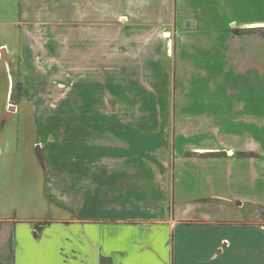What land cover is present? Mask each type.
Wrapping results in <instances>:
<instances>
[{
  "label": "crops",
  "instance_id": "1",
  "mask_svg": "<svg viewBox=\"0 0 264 264\" xmlns=\"http://www.w3.org/2000/svg\"><path fill=\"white\" fill-rule=\"evenodd\" d=\"M16 1L0 128L29 107L45 179L0 187V264L264 263V0Z\"/></svg>",
  "mask_w": 264,
  "mask_h": 264
},
{
  "label": "rangeland",
  "instance_id": "2",
  "mask_svg": "<svg viewBox=\"0 0 264 264\" xmlns=\"http://www.w3.org/2000/svg\"><path fill=\"white\" fill-rule=\"evenodd\" d=\"M16 3V0H0V46L2 44L6 45L0 47V50L7 48L12 52L17 50V44L21 37L12 25L13 23H11L15 19L13 12ZM19 72L18 60L9 57L6 61L0 54V124L6 118L5 115L8 112L11 114L16 111V107H7V104L15 105L20 98L22 83L20 82L21 75ZM8 88L10 90L12 88L13 91L12 94L10 91L11 95L7 98ZM19 114L8 121L5 128H0V187L7 184L10 186L17 185L20 187L19 191L22 189L28 190L27 194L32 195L35 193L33 189L42 185L45 179L44 166L37 157V145L33 143V139L38 138L36 133L38 121L35 120L29 107H20ZM38 114L43 120L50 118L64 119L63 107H42ZM19 118L21 121H19ZM47 130L49 131V129ZM55 133L58 148H60L58 150H63L64 128H56ZM6 191L2 194H7ZM19 191L16 195L10 197H14V200L19 201L20 198H23L22 194H24ZM260 214H264V211H261ZM256 226L264 227V221ZM260 232L257 235H251L247 242L249 244L255 243V246L258 247L262 244L264 246V230H260Z\"/></svg>",
  "mask_w": 264,
  "mask_h": 264
},
{
  "label": "trees",
  "instance_id": "3",
  "mask_svg": "<svg viewBox=\"0 0 264 264\" xmlns=\"http://www.w3.org/2000/svg\"><path fill=\"white\" fill-rule=\"evenodd\" d=\"M264 34V33H263ZM103 264H106V263H103Z\"/></svg>",
  "mask_w": 264,
  "mask_h": 264
}]
</instances>
